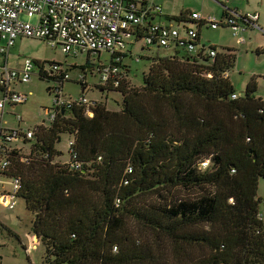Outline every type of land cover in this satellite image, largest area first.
Returning a JSON list of instances; mask_svg holds the SVG:
<instances>
[{
  "label": "trees",
  "instance_id": "obj_1",
  "mask_svg": "<svg viewBox=\"0 0 264 264\" xmlns=\"http://www.w3.org/2000/svg\"><path fill=\"white\" fill-rule=\"evenodd\" d=\"M191 13L170 23L195 26L198 45L207 23ZM135 29L133 46L148 31ZM170 51L148 57L142 86L129 82L124 60L117 87L98 83L101 92L121 95L119 110L96 101L52 106L55 119L31 128L33 137L5 141L9 166L0 175L20 179L18 198L35 213L30 232L46 245L45 264H264V194H257L264 99L255 95L257 80L237 94L224 77L235 64L231 48L212 58L180 41ZM97 57L99 70L107 61ZM62 134L73 138L61 164ZM74 160L79 170L70 166Z\"/></svg>",
  "mask_w": 264,
  "mask_h": 264
},
{
  "label": "built area",
  "instance_id": "obj_2",
  "mask_svg": "<svg viewBox=\"0 0 264 264\" xmlns=\"http://www.w3.org/2000/svg\"><path fill=\"white\" fill-rule=\"evenodd\" d=\"M151 10L143 9L135 2L128 0H0V125L5 128L1 122L7 113L8 107L15 109L18 105L27 102L28 96L25 93H18L13 88V84L18 81L20 84H26L31 79V74L35 70L43 73L42 78L51 80L53 86V106L66 109L75 104H83L88 108L92 101L84 96L76 100H65L60 94L63 82L69 79V73L65 71L58 63H49L48 65L35 66L32 59H23L21 68H11L8 66L10 49L14 46L17 39L35 38L36 40H46L50 47L60 46L66 54L75 56L82 54H93L101 56L106 54L109 59L113 56L114 64L100 63L102 67L99 73V84L105 85L111 81L113 86L117 87L122 77V70L117 65L123 61L126 55H131L127 50V43L135 42L134 31L136 27L145 26L147 36L144 42L149 47H158L162 50H169L175 47L178 42L184 41L186 49L195 54L203 49L212 58L216 55V49L204 47L201 44H195L197 29L192 25H176L171 23H162L153 20L155 14H162L161 6H155ZM26 17L28 21H21ZM35 17V23L29 20ZM193 21H205L207 27L216 29L220 24L228 27L232 31L238 46L245 43L241 36L249 27L258 29L256 25L259 19L258 13H239L228 14L221 22L214 15L203 16L199 12L191 13L189 17ZM264 32V30H262ZM182 44V43H181ZM138 59V58H136ZM98 61V60H97ZM110 61V60H109ZM228 77V73L224 74ZM86 83L85 76H78V80ZM86 86H84L85 88ZM237 94H233L235 98ZM49 115L48 122L55 119V114L47 109ZM88 115L92 113L86 110ZM16 120V126L7 127L0 135V172H3L9 166L5 158L7 149L3 146L5 141H16L19 143L24 138L33 137V131L22 130L19 127L23 120L17 113L12 114ZM44 123V122H42ZM4 134V136H3ZM72 145V142H69ZM23 161H27L24 159ZM208 161H202L201 166L207 167ZM70 166L80 169L78 162L70 161ZM10 179V188L3 187L0 194V206L6 209H15L20 186V179L15 177H4ZM31 235L30 244L32 249L39 245V238Z\"/></svg>",
  "mask_w": 264,
  "mask_h": 264
},
{
  "label": "rangeland",
  "instance_id": "obj_3",
  "mask_svg": "<svg viewBox=\"0 0 264 264\" xmlns=\"http://www.w3.org/2000/svg\"><path fill=\"white\" fill-rule=\"evenodd\" d=\"M203 0H174V11L179 13V10L186 5L185 9L193 10L200 9L198 11L203 15L202 2ZM210 2V0H207ZM216 1V0H215ZM220 0L217 2H210V6L220 9ZM201 6L199 7V5ZM221 4V3H220ZM229 4H236L239 7L244 5L239 0H230ZM249 5L259 8L261 19L264 17V0H249ZM261 8V10H260ZM219 15L215 16L217 19ZM259 19V22H261ZM21 21H28L26 17H22ZM31 23H35L36 18L33 17L29 20ZM230 29H207L202 27L200 33V41L208 45L214 44L217 47L233 45L236 47V65L229 71L230 82L235 88L237 94L243 95L245 92V86L250 79L255 77L257 80V92L256 97L264 99V52L259 53L255 51L254 46L258 41L264 43V33L260 30L249 29L248 32L242 34L246 39V43L242 46L236 44L235 39L231 35ZM147 44L144 40L132 44H127L126 48L132 53V57H126L123 61L128 66V80L133 86H142L143 78L148 72V67L151 60L148 57H154L157 55L163 56L171 51L156 50L153 47L147 50ZM143 48V50H142ZM223 48V47H222ZM264 48V47H263ZM171 49V48H170ZM180 52V50H179ZM10 62L12 65H17L18 60L21 59H34L45 62V65L49 63H58L65 71L69 73V79L63 83L61 95L65 100H76L81 96H84L90 101H96V103H104L111 111H117L122 106V97L118 92L106 91L101 92L96 86L99 83V73L96 69L97 55H90L79 53L75 56L73 54H66L62 51L60 46L50 47L46 40H36L35 38H22L18 39L10 49ZM137 56H141L138 60ZM19 57V58H18ZM18 58V59H17ZM100 61H109V57L106 54H102ZM89 59V60H88ZM88 60V63H87ZM94 63L93 67L90 66ZM105 63V62H104ZM85 70V79L88 84L87 89L84 91V87L78 83V76L84 74L82 70ZM38 70H35L31 74V79L26 84H20L15 82L12 86L18 93H25L28 96L27 102L23 105H18L15 109L8 107L7 113L4 115L6 124L8 126H14L16 124L15 116L12 114L17 113L22 117V121L19 127L22 130L34 128L42 122H47L49 115L47 109L53 106V94L50 92L53 89L54 83L49 79L39 78ZM130 87H132L130 85ZM1 117V115H0ZM1 120V118H0ZM73 137L68 134H62L60 142L56 144V147L62 151L60 157L56 158L59 163L67 161L68 144ZM18 147H21L18 145ZM28 152V146H22V153ZM0 181L8 182L6 187L10 188V179L4 178L0 175ZM182 192H179L180 194ZM187 193V192H185ZM259 196L264 194V182L260 180ZM15 209L9 210L0 206V264H45L48 262L46 255L45 243L39 242V246L36 249H32L30 246L29 236L32 234L31 223L33 222L35 213L26 208L22 199H18ZM263 205L259 206V210L264 211ZM5 226H8L7 228ZM14 231L19 235L21 239L14 236V233L8 230ZM31 237V236H30Z\"/></svg>",
  "mask_w": 264,
  "mask_h": 264
},
{
  "label": "crops",
  "instance_id": "obj_4",
  "mask_svg": "<svg viewBox=\"0 0 264 264\" xmlns=\"http://www.w3.org/2000/svg\"><path fill=\"white\" fill-rule=\"evenodd\" d=\"M128 1H130V2H135V3H137L139 6H144L145 7V9L146 10H151V12H153L152 11V9L155 7V6H161V8H162V14H155L154 15V17H153V20H155V21H161L162 23H170V20H171V18L172 17H178V16H180L182 13H185V12H192V13H195V12H198V11H200V9H193V10H189V9H185L186 7V5H184L180 10H179V13H177L176 11H174V8H173V4H174V0H128ZM186 0H184V2H185ZM221 2V4L220 3H218L219 5H220V9H217L216 7H212V6H210L211 4H210V2H217V0L215 1V0H210V2H208L207 0H203L201 3H202V6H201V4L199 5V7L201 6V8H202V12H204L203 13V16H206V15H214V16H218L219 15V17H217V19L221 22L222 20H224V18H226V15L224 16V12H226L227 13V16H228V14H233V13H239V15H244V14H247V13H258L259 14V19H261V16H260V12L258 11L259 10V8L257 9V8H255V6H251V5H249V0H239L244 6L243 7H239V6H237L236 4H229V1L230 0H220ZM260 10H261V8H260ZM262 10H264V9H262ZM259 19H257V21H256V25H257V27H258V29H256V28H254V27H249L248 29H247V31H245L244 33H246V32H248L249 31V29H253L254 28V30L256 29V30H260L262 33H264L262 30H264V17L261 19V22H259ZM172 24V23H171ZM173 24H176V23H173ZM219 27H221V28H223V29H229L228 27H226V26H223L222 24H220L219 26H218V28ZM207 29H210V28H208V27H206ZM218 28H216V29H218ZM216 29H214V30H216ZM243 33V34H244ZM233 33H231V35H232ZM241 36H242V34H241ZM233 37V36H232ZM243 37V36H242ZM234 38V37H233ZM244 39H245V37H243ZM19 39V38H18ZM17 39V40H18ZM235 39V38H234ZM236 42V41H235ZM200 43H201V45H207V44H205V43H202L201 41H200ZM245 43H246V39H245ZM244 43V44H245ZM237 44V43H236ZM243 44V45H244ZM14 45H15V43H14ZM209 46H211V47H215L216 48V51L217 52H219V51H222V52H224L223 50H225V49H233V52H235V50L234 49H236V47L235 46H233V45H227V46H222V47H217L216 45H214V44H211V45H208L207 47H209ZM14 47V46H13ZM264 43L262 42V41H258V43L254 46V48L256 49L255 51H258L259 53H261V52H264ZM171 49H169V50H162V51H170ZM236 55V54H235ZM12 56H16V55H10V53H9V58H8V61H7V63H8V66L9 67H11V68H21V65H22V61H23V59H21V60H18V63H17V65H12L11 64V62H10V58L12 57ZM19 58V57H18ZM17 58V59H18ZM27 59V58H26ZM33 61H34V63H40V62H42V61H35L34 59H32ZM35 64V66H37ZM234 65H236V59H235V64ZM234 65H233V67H234ZM39 74V73H38ZM39 77V76H38ZM228 77L230 78V74L228 73ZM246 87V86H245ZM14 88V87H13ZM87 89V87H85L83 90L85 91ZM10 109H12L11 107H9ZM1 118V117H0ZM1 124L5 127V128H9L10 126H8L7 124H6V119L5 118H3V120H2V122H1ZM14 126H16V124L14 125ZM14 126H11V127H14ZM7 183L8 182H5V181H0V194H1V192L3 191L2 189H3V187H5V188H7L6 187V185H7ZM0 224L2 225V221H1V219H0ZM6 228L8 227V226H5ZM11 231V230H10ZM12 233H14V231H11ZM14 235H16V236H18V239H21L20 237H19V235H17V234H15L14 233ZM31 236V235H30ZM30 236H29V239H30Z\"/></svg>",
  "mask_w": 264,
  "mask_h": 264
},
{
  "label": "water",
  "instance_id": "obj_5",
  "mask_svg": "<svg viewBox=\"0 0 264 264\" xmlns=\"http://www.w3.org/2000/svg\"><path fill=\"white\" fill-rule=\"evenodd\" d=\"M63 112V111H62ZM36 238H38L37 236H35Z\"/></svg>",
  "mask_w": 264,
  "mask_h": 264
},
{
  "label": "clouds",
  "instance_id": "obj_6",
  "mask_svg": "<svg viewBox=\"0 0 264 264\" xmlns=\"http://www.w3.org/2000/svg\"><path fill=\"white\" fill-rule=\"evenodd\" d=\"M39 242H40V240H39ZM39 246V245H38Z\"/></svg>",
  "mask_w": 264,
  "mask_h": 264
}]
</instances>
